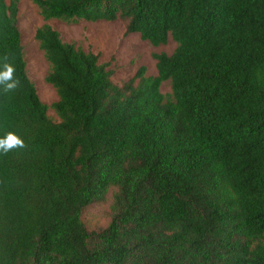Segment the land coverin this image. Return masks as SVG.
Returning <instances> with one entry per match:
<instances>
[{"label": "trees", "instance_id": "trees-1", "mask_svg": "<svg viewBox=\"0 0 264 264\" xmlns=\"http://www.w3.org/2000/svg\"><path fill=\"white\" fill-rule=\"evenodd\" d=\"M18 1L0 0V67L20 81L0 86V137L26 145L0 152V264H264V0H28L57 122L25 73ZM51 19L175 47L115 85Z\"/></svg>", "mask_w": 264, "mask_h": 264}, {"label": "rangeland", "instance_id": "rangeland-1", "mask_svg": "<svg viewBox=\"0 0 264 264\" xmlns=\"http://www.w3.org/2000/svg\"><path fill=\"white\" fill-rule=\"evenodd\" d=\"M41 23L36 7L28 0H19L16 25L20 35L25 73L32 82L39 101L47 107V117L57 122L58 118L51 108L57 101V95L52 86L45 82L48 65L33 38L35 29ZM46 23L58 32L63 42L72 43L85 52L95 54L98 63L104 64L106 70L110 71V80L115 85L131 78L140 67L144 68V76H154L156 70L152 54L168 55L175 47L170 37L164 44L152 46L141 40L137 33L125 34L124 22L121 20H78L67 23L51 19ZM159 91L164 99H170L168 81L160 84ZM111 192L112 190H109L104 201L91 204L83 211L81 221L88 230L103 227L108 222Z\"/></svg>", "mask_w": 264, "mask_h": 264}, {"label": "clouds", "instance_id": "clouds-1", "mask_svg": "<svg viewBox=\"0 0 264 264\" xmlns=\"http://www.w3.org/2000/svg\"><path fill=\"white\" fill-rule=\"evenodd\" d=\"M15 67L8 62V56L3 57V65L0 67V86L3 87L4 92L16 90L20 81L14 76ZM24 140L14 132H7L4 136L0 137V152L7 154L13 149L25 148Z\"/></svg>", "mask_w": 264, "mask_h": 264}]
</instances>
